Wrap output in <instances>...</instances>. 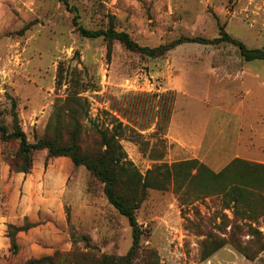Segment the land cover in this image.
I'll return each mask as SVG.
<instances>
[{"label": "rangeland", "instance_id": "374dc122", "mask_svg": "<svg viewBox=\"0 0 264 264\" xmlns=\"http://www.w3.org/2000/svg\"><path fill=\"white\" fill-rule=\"evenodd\" d=\"M75 16L86 30L112 26L141 47L155 48L179 38L211 40L222 27L247 49H264V0H0V124L12 131L14 102L27 141L40 139L55 99L63 98L74 80L88 102L86 125L95 123L112 130L130 159L143 163V171L154 161L147 158L140 144L132 146L128 137L141 140L157 153L174 142L156 132L154 115L158 111H153L156 100L152 95L172 93L165 90L176 83H223L246 62L229 44L186 43L163 57L148 58L114 42L108 57L101 38L79 36L72 23ZM251 64V72L264 82V61ZM185 99H176L174 130L176 126L178 130L192 128V121L206 112L201 104ZM255 100L264 111V95ZM138 101L144 111L142 122H137L140 127L127 111ZM223 121L215 113L209 115L197 158L180 146L214 172L235 155L230 135L225 141L217 139L216 127L221 128ZM16 149L15 142H0V264H24L55 252H86L80 240L84 236L96 255L120 257L127 253L131 230L108 204L102 184L84 168L74 169L68 159H51L44 169L46 152L42 151L33 155L31 171L39 175L41 187L27 188L31 176L10 173L5 162ZM240 154L242 160L264 165V139L251 141ZM220 213L226 215L228 224L221 221ZM135 216L142 230L140 249L155 251L159 264H264V251L248 261L230 244L203 261L202 241L207 235L227 239L234 222L232 210H222L217 198L186 206L178 202L172 189L149 190ZM24 219L38 226L17 236L19 250L12 254L6 225L18 226ZM259 232L264 235V229ZM235 234L241 245L247 242L241 233Z\"/></svg>", "mask_w": 264, "mask_h": 264}, {"label": "trees", "instance_id": "16d2710c", "mask_svg": "<svg viewBox=\"0 0 264 264\" xmlns=\"http://www.w3.org/2000/svg\"><path fill=\"white\" fill-rule=\"evenodd\" d=\"M77 19L78 17L75 16L72 23L79 36L89 40L101 38L106 43L108 57L114 42L128 52L148 58L163 57L182 44L193 43L208 46L229 44L239 50L240 57L245 62L264 61V49H247L241 42L224 32L222 27L217 38L211 40L179 38L155 48H147L139 46L126 32L117 31L112 26L104 30H86L79 25ZM72 83L63 98L55 99L44 134L33 143L27 141L25 133L19 127L14 112L16 105L12 103V131L8 132L7 128L0 124V142L17 144L12 157L5 160L8 171L14 175H29L30 179L39 177L36 174L32 175L31 171L33 155L42 151L46 152L44 169L47 168L49 160L61 158L68 159L74 169L84 168L102 184L108 204L127 221L131 230V246L124 256L96 255L93 253L96 249L90 245V239L84 236L80 240L84 243L86 252L76 250L65 253L55 252L44 258L29 259L24 264H159L155 251L140 249L142 230L135 216L149 190L172 189L177 195L178 202L186 206L201 199L217 198L222 210H232L234 222L229 237L224 239L216 235H207L202 241L203 261L229 244L248 261H253L264 251V235L259 232V227L264 225L263 164L233 159L223 169L214 172L192 158L174 142L163 145L162 148L165 150L157 153L147 148V144L141 140H134L133 136L128 137L132 146L140 144L145 148L147 158L154 161L151 168L143 171L145 169L143 163L140 160L130 159L126 147L112 130L95 123L86 125L88 102L79 91L78 83L74 80ZM152 97L154 101L156 100V103H152L155 107L153 111H158L154 115L156 132L159 136H164L173 109L174 94L166 93L159 96L153 94ZM128 110L134 115V125L140 127L137 122L143 120L142 102L131 103ZM151 112L149 116L153 115ZM123 117L126 118L125 115ZM158 119L164 121L163 124L160 121L158 123ZM220 219L228 224L226 215L220 213ZM37 226L33 220L29 222L27 219L18 226L7 224L6 238L9 252L12 254L18 252L19 234ZM234 231L241 233L247 239L244 245H241ZM71 243L74 244L75 241L72 239Z\"/></svg>", "mask_w": 264, "mask_h": 264}, {"label": "crops", "instance_id": "0c3cea01", "mask_svg": "<svg viewBox=\"0 0 264 264\" xmlns=\"http://www.w3.org/2000/svg\"><path fill=\"white\" fill-rule=\"evenodd\" d=\"M249 64L252 65L251 62L240 65L232 78H226L227 80L223 83L215 85L203 82L198 84L187 82V85L176 83L173 88L165 90V92L174 94L173 109L165 135L179 146L191 150L190 153L197 158V153L203 143L204 130L208 124L209 115L215 113L216 117L219 115L221 119L224 118L222 127L219 129L216 127L215 133L218 141L229 138L228 135H230V140H225L233 145L235 150L233 159L243 158L240 154L242 149L247 148L251 141L256 142L264 139V111L255 100L256 96L264 95V82L251 72L252 67ZM237 94L241 96L236 98ZM179 97L201 104L206 111L204 116L192 121V128L188 130L183 128L178 130L177 126L176 130L173 129L174 106ZM214 125L216 124L214 123ZM39 180L38 177L29 180L27 188H31L33 185L40 188ZM260 229H264V225L259 227Z\"/></svg>", "mask_w": 264, "mask_h": 264}, {"label": "built area", "instance_id": "2783aa9c", "mask_svg": "<svg viewBox=\"0 0 264 264\" xmlns=\"http://www.w3.org/2000/svg\"><path fill=\"white\" fill-rule=\"evenodd\" d=\"M261 230V229H260Z\"/></svg>", "mask_w": 264, "mask_h": 264}]
</instances>
